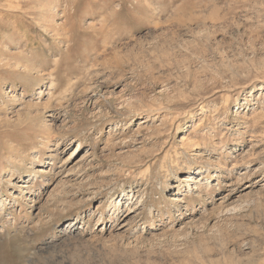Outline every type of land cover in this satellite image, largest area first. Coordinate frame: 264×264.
Wrapping results in <instances>:
<instances>
[{
	"label": "rangeland",
	"instance_id": "1",
	"mask_svg": "<svg viewBox=\"0 0 264 264\" xmlns=\"http://www.w3.org/2000/svg\"><path fill=\"white\" fill-rule=\"evenodd\" d=\"M0 264H264V0H0Z\"/></svg>",
	"mask_w": 264,
	"mask_h": 264
}]
</instances>
